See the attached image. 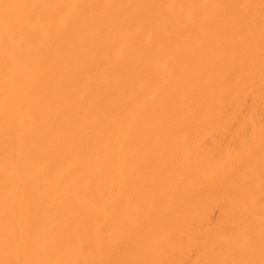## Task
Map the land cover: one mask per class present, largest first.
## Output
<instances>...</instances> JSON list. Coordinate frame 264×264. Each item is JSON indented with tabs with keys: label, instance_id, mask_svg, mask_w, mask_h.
<instances>
[{
	"label": "bare ground",
	"instance_id": "1",
	"mask_svg": "<svg viewBox=\"0 0 264 264\" xmlns=\"http://www.w3.org/2000/svg\"><path fill=\"white\" fill-rule=\"evenodd\" d=\"M0 264H264V0H0Z\"/></svg>",
	"mask_w": 264,
	"mask_h": 264
}]
</instances>
